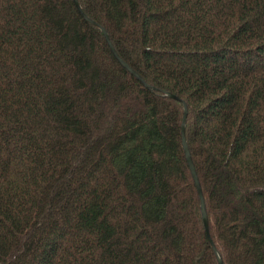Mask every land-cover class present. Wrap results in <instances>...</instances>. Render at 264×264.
Returning a JSON list of instances; mask_svg holds the SVG:
<instances>
[{"label":"trees","instance_id":"trees-1","mask_svg":"<svg viewBox=\"0 0 264 264\" xmlns=\"http://www.w3.org/2000/svg\"><path fill=\"white\" fill-rule=\"evenodd\" d=\"M78 2L0 0V264H264V0Z\"/></svg>","mask_w":264,"mask_h":264},{"label":"water","instance_id":"water-1","mask_svg":"<svg viewBox=\"0 0 264 264\" xmlns=\"http://www.w3.org/2000/svg\"><path fill=\"white\" fill-rule=\"evenodd\" d=\"M73 1H74L75 5H76L77 9L79 10V12L83 15V17L86 20H89L92 23L96 24L92 19H90L87 15H85V13L83 12V10L81 9V6H80L78 0H73ZM99 27L103 31V33L105 35V38H106V40L108 42V45H109L111 51L113 52V54L117 57V59L126 68H128V70L130 72L134 73L140 80H142V78L140 77V75L137 74L128 64H126L118 56V54L116 53V51H115V49H114V47H113V45H112V43H111V41L109 39V36H108L106 30L101 25H99ZM145 85H148V84L145 83ZM168 95L171 96V97L177 98L176 96H174L172 94H168ZM183 105H184V107H183V115H182L181 124H180L182 147H183V150H184V155H185L186 161L188 163V166H189V169H190V173H191V176L193 178V181H194V184H195V187H196L198 196L200 198V210H201V216H202L203 224H204V227H205V230H206V234H207L208 239L211 241V238H210V235H209V230H208V221H207V215H206L205 204H204V199H203L201 187H200V184H199V181H198V178H197V174H196V171H195V168H194V165H193L191 156H190V152H189V149H188V145H187V142H186V139H185V122H186L187 107H186L185 102H183ZM218 264H222V261H221L220 258H218Z\"/></svg>","mask_w":264,"mask_h":264}]
</instances>
